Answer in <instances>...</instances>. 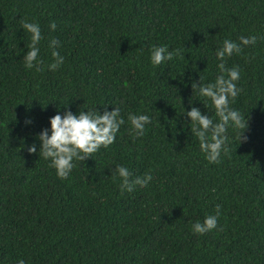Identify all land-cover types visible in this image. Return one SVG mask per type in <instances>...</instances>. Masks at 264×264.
I'll return each instance as SVG.
<instances>
[{"label": "trees", "instance_id": "1", "mask_svg": "<svg viewBox=\"0 0 264 264\" xmlns=\"http://www.w3.org/2000/svg\"><path fill=\"white\" fill-rule=\"evenodd\" d=\"M21 20L41 29L42 71L24 66L31 34ZM253 35L254 45L225 58L240 69L242 91L230 106L248 119L247 140L229 126L228 154L209 163L186 113L195 106L219 117L192 83L215 82L225 39ZM52 39L64 57L56 71ZM153 46L181 55L154 66ZM115 107L125 120L115 143L74 160L68 179L39 157L37 134H51L57 112ZM129 114L150 117L144 136L134 138ZM117 164L153 179L121 193ZM217 204L223 230L194 234L192 224ZM19 259L264 264V0H0V264Z\"/></svg>", "mask_w": 264, "mask_h": 264}, {"label": "clouds", "instance_id": "2", "mask_svg": "<svg viewBox=\"0 0 264 264\" xmlns=\"http://www.w3.org/2000/svg\"><path fill=\"white\" fill-rule=\"evenodd\" d=\"M20 24L26 32L31 34V42L27 46L24 59V66L27 69L35 68L36 71H42L40 67L43 61L39 58V43L43 39L41 29L37 23L21 20ZM57 27L53 21L50 23L51 30ZM258 37L248 36L239 37L240 43L233 42L229 39L223 41L222 47L216 51V58L220 61L218 68L221 74L217 76L214 83L204 84L203 77H199V83L193 82V93L198 92L200 96L210 98L215 108L219 122H214L208 115L201 113L200 109L193 106L186 115L190 118L191 133L199 139L200 150L205 154V158L209 163H220L221 153L228 154L227 147L229 137L227 135L229 126L234 129L242 130L238 134L239 143L246 141L247 137L242 133L248 127V119L244 117L237 109L230 106V99L240 94L242 89L238 88L236 81L240 79V69L234 66L230 69L225 66V58L230 57L233 53L240 54L242 46L254 45ZM59 41L52 39L49 47L52 49L51 55L54 61L48 65L51 71H56L64 62V57L57 51ZM179 50L168 51L167 46H153L151 62L154 66L162 64L165 60H173L174 57L180 56ZM226 73V75H225ZM191 103V99L189 100ZM67 105V104H66ZM207 107V105L205 104ZM185 112V111H184ZM131 128L134 138L145 135L146 125L151 123V119L145 114H129ZM31 119H27L25 123H31ZM125 120L121 117L120 109L115 107L114 110L105 109L103 114L96 109L95 111L81 110L79 114H74L71 110H66L63 115L55 114L50 117L51 134L47 128L37 134L41 141L39 148V157L51 161V167L56 169V174L61 180L69 178L70 173L75 167V161H85L89 157H93L101 147L107 149L115 143L116 134L120 130ZM29 153H36L37 147L35 143L28 146ZM115 177L121 178L120 190L132 192L138 185L146 187L153 179L151 173H145L144 176H135L125 166L117 164L112 170ZM221 206L216 205V214L208 215L201 223L199 221L192 224L194 234L203 235L213 229L218 228V217L220 215ZM17 264H25L23 259H19Z\"/></svg>", "mask_w": 264, "mask_h": 264}]
</instances>
